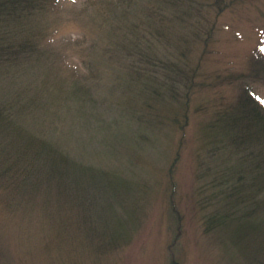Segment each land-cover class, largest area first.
<instances>
[{
    "label": "rangeland",
    "instance_id": "1",
    "mask_svg": "<svg viewBox=\"0 0 264 264\" xmlns=\"http://www.w3.org/2000/svg\"><path fill=\"white\" fill-rule=\"evenodd\" d=\"M32 19L21 24L22 34L42 30L40 46L57 55L62 51L63 57L72 45L105 54L116 43L119 53L109 64L104 61L109 54L102 60L105 87L125 80L130 64L129 71L136 67L141 79L150 76L158 87L170 81L174 95L166 109L172 119L161 120L151 135L143 131L136 147L140 186L146 192L136 200L134 227L112 251L92 246L94 255L81 257L84 264H171V259L175 264H241L243 253L226 241L232 226L223 234L206 222L211 215L227 212L220 199L226 193L216 184L235 171L233 185L242 187L235 195L237 201L241 199L238 209L257 214L247 220L255 233L241 245L242 251L264 243V163L258 171L261 182L250 181L253 172L245 167L243 153L216 151L214 133L208 129L216 111L236 101L241 80L251 83V94L264 113V78L249 77L251 62H264V0H48ZM134 47L155 60L153 64H163L164 71L125 54ZM98 54L92 59L99 60ZM55 62L64 68L69 64ZM46 65L50 67L49 62ZM36 66L29 70L25 85L34 82L28 86L42 99L39 111L52 113L53 103L65 97L59 81ZM11 79L10 73L0 74V99L9 98ZM133 130L124 123L122 137L133 138ZM92 131L86 135H93ZM21 208L9 213L0 190V264H81L66 253L65 243L58 259L48 242L51 226L32 212L31 219L24 217L26 209Z\"/></svg>",
    "mask_w": 264,
    "mask_h": 264
},
{
    "label": "trees",
    "instance_id": "2",
    "mask_svg": "<svg viewBox=\"0 0 264 264\" xmlns=\"http://www.w3.org/2000/svg\"><path fill=\"white\" fill-rule=\"evenodd\" d=\"M46 3L48 0H0V74L10 73L12 78L9 98L0 99V190L3 207L9 213L15 214L22 207V211L26 209L24 217L29 218L32 212L35 219L51 226L48 242L58 259L65 243L69 249L66 253L84 264L81 257L94 255L92 246L97 251H112L125 242L129 228L134 227L136 200L146 192L140 186L136 147L143 131L151 135L161 120L170 118L166 109L174 95L170 81L158 87L150 76L141 79L136 67L129 71L130 64L125 80H114L109 87L102 85V60L109 54L104 59L109 64L119 53V48H114L116 43L105 54L80 50L82 44L72 45L63 57L62 51L57 55L40 46L42 30H38L41 34L31 31L23 35L21 24L32 22ZM97 54L101 58L95 61L92 56ZM125 54L155 64L137 47ZM54 60L69 64L60 67ZM32 65L59 81L65 99L53 103L51 114L39 111L42 99L28 86L34 82L25 85ZM250 66V78H264L263 61H252ZM158 67L164 71L163 64ZM241 82L236 101L216 111L208 129L214 133L216 151L239 149L243 153L245 167L253 172L249 180L254 182L260 181L258 171L264 163L263 105L251 94L249 82ZM124 123L134 127L133 138L122 137ZM89 130L93 135H86ZM236 173L220 175L222 180L216 184L226 193L220 199L227 214L218 212L206 222L223 234L232 226L229 236L225 234L226 241L243 253L241 264H264V243L242 251L241 245L255 233L247 220H254L257 214L238 209L241 199L237 201L235 195L242 187L233 185L237 184L232 178ZM217 206L221 208L219 201ZM171 264H175L174 259Z\"/></svg>",
    "mask_w": 264,
    "mask_h": 264
}]
</instances>
